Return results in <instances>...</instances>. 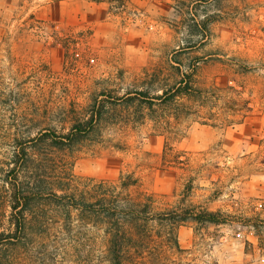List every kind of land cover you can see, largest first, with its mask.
Returning <instances> with one entry per match:
<instances>
[{
	"label": "rangeland",
	"instance_id": "obj_1",
	"mask_svg": "<svg viewBox=\"0 0 264 264\" xmlns=\"http://www.w3.org/2000/svg\"><path fill=\"white\" fill-rule=\"evenodd\" d=\"M146 197L220 219L148 223L149 263L264 264V0H0V264H110Z\"/></svg>",
	"mask_w": 264,
	"mask_h": 264
},
{
	"label": "trees",
	"instance_id": "obj_2",
	"mask_svg": "<svg viewBox=\"0 0 264 264\" xmlns=\"http://www.w3.org/2000/svg\"><path fill=\"white\" fill-rule=\"evenodd\" d=\"M234 90L233 87H231ZM81 131L78 127L73 134V139L81 136ZM10 208L12 211L17 210V215H21L24 202L21 194L14 193L11 199ZM147 200V201H146ZM106 198L102 197L98 200L99 204L105 203ZM108 206V205H105ZM151 203L147 199H129L123 203H117L112 207H108L102 213L103 219L110 220L112 225L105 231L106 241L108 242L107 257L110 264H154L149 263L143 257V250L145 247L144 241L146 238V228L148 223L156 222L158 224L168 222L171 225H177L185 222L188 218L201 223L207 224H220V219L217 214L208 211H198L197 213L190 211L189 215H181L175 211L168 213H150ZM20 219V218H19ZM18 227V231L22 232L23 223L18 221L15 223ZM107 224V223H106ZM170 233L167 234L169 241L168 247L177 248L176 236L174 233V227L170 228ZM148 234V233H147ZM149 235V234H148Z\"/></svg>",
	"mask_w": 264,
	"mask_h": 264
}]
</instances>
